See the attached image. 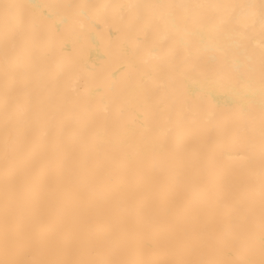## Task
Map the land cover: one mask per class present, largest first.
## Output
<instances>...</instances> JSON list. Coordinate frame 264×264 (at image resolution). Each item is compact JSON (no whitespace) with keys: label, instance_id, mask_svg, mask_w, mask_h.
I'll list each match as a JSON object with an SVG mask.
<instances>
[{"label":"bare ground","instance_id":"obj_1","mask_svg":"<svg viewBox=\"0 0 264 264\" xmlns=\"http://www.w3.org/2000/svg\"><path fill=\"white\" fill-rule=\"evenodd\" d=\"M0 264H264V0H0Z\"/></svg>","mask_w":264,"mask_h":264}]
</instances>
